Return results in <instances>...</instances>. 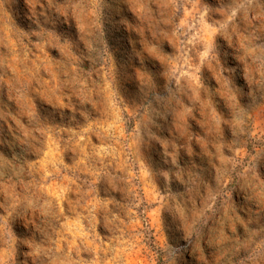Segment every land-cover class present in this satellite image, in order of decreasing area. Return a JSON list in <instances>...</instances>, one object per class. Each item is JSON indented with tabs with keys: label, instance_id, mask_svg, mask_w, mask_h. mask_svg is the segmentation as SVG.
<instances>
[{
	"label": "clouds",
	"instance_id": "clouds-1",
	"mask_svg": "<svg viewBox=\"0 0 264 264\" xmlns=\"http://www.w3.org/2000/svg\"><path fill=\"white\" fill-rule=\"evenodd\" d=\"M0 264H264V0H0Z\"/></svg>",
	"mask_w": 264,
	"mask_h": 264
}]
</instances>
